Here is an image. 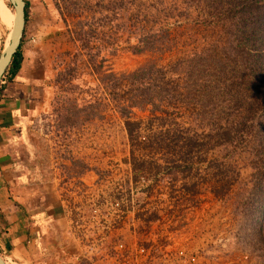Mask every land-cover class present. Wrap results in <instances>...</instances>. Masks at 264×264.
I'll return each mask as SVG.
<instances>
[{
	"label": "trees",
	"instance_id": "1",
	"mask_svg": "<svg viewBox=\"0 0 264 264\" xmlns=\"http://www.w3.org/2000/svg\"><path fill=\"white\" fill-rule=\"evenodd\" d=\"M56 5L79 49L57 81L69 84L80 70L94 76L103 89L100 99L113 101L138 145L140 125L131 121L136 110L173 115L175 122L180 116L173 140L170 132L149 140L152 149L157 145L176 155L165 159L167 170L187 176L193 152L222 148L224 177L230 171L240 176L237 160L250 169L236 178L242 206L256 211L264 205V0H57ZM197 30L205 32L197 36ZM122 41L135 53L179 49L180 56L117 73L106 68L104 51ZM24 59L21 44L7 71L10 80ZM185 185L197 195V185ZM211 189L225 196V184Z\"/></svg>",
	"mask_w": 264,
	"mask_h": 264
},
{
	"label": "rangeland",
	"instance_id": "2",
	"mask_svg": "<svg viewBox=\"0 0 264 264\" xmlns=\"http://www.w3.org/2000/svg\"><path fill=\"white\" fill-rule=\"evenodd\" d=\"M26 2L28 20L21 43L25 59L16 78L10 80L9 74H5L2 95L17 99L16 105H21L18 120L12 128L15 133L13 157L22 168L26 183L41 192L39 209L49 208L50 212L56 209L54 207L59 203L56 189L59 192L61 184L83 175L91 176L93 172L103 176L107 165L114 163L119 169L116 164L131 160L133 166L136 165L134 170L148 177L164 169L162 172L166 173L160 184L166 191L174 182L183 189L180 205L173 204L174 208L195 210L191 226L196 229L197 241L205 237L210 239L212 264H264V205L260 202L256 211L249 206L243 207L241 195H238L240 189L236 178L246 175L250 169L237 160L235 165L240 176L236 177V172L230 171L229 176L224 177L228 170L224 166L227 157L224 158L223 152V155L219 153L222 148L210 146L206 152L192 153L187 176L181 172L176 174L173 168L168 171L165 159H173L176 155L157 145L152 149L149 140L168 132L173 140L176 122L184 119L179 116L175 122L173 115L158 113L156 116L149 110H136L131 121L140 125L137 138L140 145L133 143L127 119L115 111L112 100L100 99L103 89L98 87L94 76L80 70L69 84L56 80L58 72L79 51L56 5L57 0ZM4 3V10H0V55L14 26V7L10 0H4ZM201 32L203 34L205 30H197L195 34L201 36ZM131 41L134 44L135 37ZM104 54L107 56L106 68L117 73L134 71L151 60L165 65L180 56L179 49L165 53H135L127 41ZM100 101L103 102L101 106ZM186 122L191 123L189 119ZM192 125H196L194 121ZM153 163L163 166L157 168ZM120 170H123L122 166ZM185 184L197 185V195L189 197L188 193L192 192L186 191ZM223 184L225 196L212 191L211 187L221 188ZM164 203L170 208L167 200ZM62 220H54L51 230L45 232L51 242L48 246L50 264H71L66 260L71 259L72 245ZM205 227L211 230L203 232ZM245 255L250 259H244ZM74 261L83 264L76 256Z\"/></svg>",
	"mask_w": 264,
	"mask_h": 264
},
{
	"label": "built area",
	"instance_id": "3",
	"mask_svg": "<svg viewBox=\"0 0 264 264\" xmlns=\"http://www.w3.org/2000/svg\"><path fill=\"white\" fill-rule=\"evenodd\" d=\"M116 165H107L103 176L93 172L61 184L58 200L72 255L83 264H212L210 239L197 241L191 226L195 210L174 208L183 189L175 182L167 191L161 185L164 169L148 177L131 160Z\"/></svg>",
	"mask_w": 264,
	"mask_h": 264
},
{
	"label": "crops",
	"instance_id": "4",
	"mask_svg": "<svg viewBox=\"0 0 264 264\" xmlns=\"http://www.w3.org/2000/svg\"><path fill=\"white\" fill-rule=\"evenodd\" d=\"M4 8V0H0V10ZM17 101L6 95L0 98V252L7 264H50V241L45 232L51 230L54 220L63 218L59 203L53 212L49 208L39 209L41 192L26 183L25 174L13 157L15 133L12 128L21 109ZM56 193L58 196L57 189ZM72 256L66 263L75 264Z\"/></svg>",
	"mask_w": 264,
	"mask_h": 264
},
{
	"label": "water",
	"instance_id": "5",
	"mask_svg": "<svg viewBox=\"0 0 264 264\" xmlns=\"http://www.w3.org/2000/svg\"><path fill=\"white\" fill-rule=\"evenodd\" d=\"M15 10L14 26L11 30L10 43L5 47L4 51L0 55V92L2 87V81L7 73L13 57L18 51L22 39L24 37L27 16H26V0H10ZM0 264H7L3 255L0 252Z\"/></svg>",
	"mask_w": 264,
	"mask_h": 264
},
{
	"label": "bare ground",
	"instance_id": "6",
	"mask_svg": "<svg viewBox=\"0 0 264 264\" xmlns=\"http://www.w3.org/2000/svg\"><path fill=\"white\" fill-rule=\"evenodd\" d=\"M14 19H15V13H14ZM11 30H12V28H11ZM10 34V33H9ZM9 36V39H8V41H7V43H6V46L10 43V40H11V34L10 35H8Z\"/></svg>",
	"mask_w": 264,
	"mask_h": 264
}]
</instances>
